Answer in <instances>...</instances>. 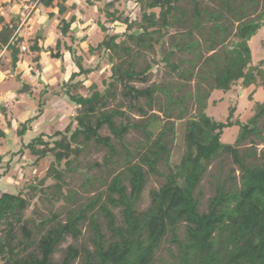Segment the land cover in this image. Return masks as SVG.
I'll return each mask as SVG.
<instances>
[{
	"label": "trees",
	"instance_id": "trees-1",
	"mask_svg": "<svg viewBox=\"0 0 264 264\" xmlns=\"http://www.w3.org/2000/svg\"><path fill=\"white\" fill-rule=\"evenodd\" d=\"M33 1L39 7L58 8V12H50L49 15L58 17L62 37L77 39L73 29L78 21L77 15L72 12L68 18L65 17L69 7L76 9V3L69 6L71 0H29ZM120 1L109 0L104 4L103 11L108 21L125 24L127 28L123 34L147 49L152 48L158 39L166 37L169 27L179 20L174 16L179 0H136L142 6L140 18L130 15L124 17L117 8ZM259 1L220 0L221 10L218 12H203L195 1L193 27L201 32L205 23H212L209 27L208 50L213 51L219 44L224 45L229 35L234 37L231 45L226 47L223 64L215 68L212 90L232 92L237 83L243 89L252 85L256 86L254 91L257 88L264 89V56H256L250 46L252 38L264 28V0L262 11L252 16L258 11ZM235 3L238 4L235 6ZM7 5L4 3L0 7V51L7 47L15 68L21 59L24 37L16 36L19 17L10 15L7 20L3 14ZM250 7L253 12H250ZM156 8L160 10L157 12ZM99 25L103 30L107 29L101 20ZM219 32L220 35H216ZM123 34H118V37ZM188 35L193 37L192 29ZM40 37L43 36L38 32L35 38L28 40L31 42L30 52L34 62L40 61L43 50H52L51 47L40 45ZM85 38H81V41ZM62 39L59 38L56 44L59 49L62 48ZM111 45L113 54L108 53L112 65L111 80H104L107 88L103 92L95 82L87 84L90 80L83 77L89 76L94 69L85 67L78 49L65 41V47L79 68L64 84L65 94L79 105L78 114L73 115L70 122L76 126L72 128L70 124L53 134L38 133L14 153L23 156L29 150L38 159L54 153L55 163L49 168L48 175L60 183L64 171L58 166L66 161L69 168L93 142L97 148L107 149L104 164L109 170L103 182L105 189L70 209L66 220L56 221L55 217L43 220L40 230H45L36 240L24 217L30 200L21 191L0 192V264H154L157 250L167 239L177 246L179 256L172 263L164 264H264V148L260 152L253 149L248 154H242L239 148L241 143L250 139L253 142L254 138L264 144V100L254 102V113L245 121L239 117L234 120L237 106L230 105L229 116L223 121L210 115L207 98L199 97L198 116L186 122L185 152L180 162L173 165L170 143L175 134V123L169 111H165L167 120L157 132L150 126L162 119L158 114L153 113L149 119L132 121L128 113L136 110L146 115L149 109L153 110L156 93L161 88L157 85L139 88L132 84L134 80H147L150 65L138 69L134 59L120 57V42L114 39ZM200 45V39L194 37L191 44L184 48H193L198 52ZM98 47L111 50L104 41ZM123 48L129 57L133 54L131 46ZM89 50L93 53L95 48L90 47ZM215 56L207 60L212 61ZM116 57L121 59L118 63L114 62ZM216 57L217 60L221 59L219 54ZM193 73L191 71L185 76L189 79ZM117 84L123 87L121 94L128 100V110L123 109L122 102L109 106L116 95L113 88ZM82 86L88 87L90 95L80 92ZM254 91L249 95L251 100ZM168 95L173 103L183 102L172 98L170 93ZM219 100H214L213 104L217 105ZM142 101H145L144 104ZM178 118L183 116L180 114ZM30 121L22 123L21 128L17 129L19 136L23 137L27 132ZM105 126L114 137L101 133ZM233 126H239L236 141L225 142L223 138L226 130ZM134 128L143 130L146 136L144 147L137 148L136 154L123 144L126 135ZM46 135L49 139H45ZM5 136V130L0 128V138ZM118 143L125 148L122 166ZM224 154H230L239 165L240 182L234 176L231 183H219L215 194L208 200L207 210L201 211V181L212 162ZM3 157L0 155V161ZM162 163L169 166L168 173L161 171ZM6 173L7 170L3 174ZM150 174L165 176L166 179L159 188L151 190L149 207L140 210L138 202ZM114 208H121L122 222L118 221ZM17 225H22L24 239L17 240ZM85 225L91 231L90 240L94 247L90 248L84 243L80 246L69 244L62 260L56 262L54 255L60 245L69 236L79 239ZM182 225L185 229L183 235ZM105 226L109 235L105 232Z\"/></svg>",
	"mask_w": 264,
	"mask_h": 264
},
{
	"label": "rangeland",
	"instance_id": "rangeland-1",
	"mask_svg": "<svg viewBox=\"0 0 264 264\" xmlns=\"http://www.w3.org/2000/svg\"><path fill=\"white\" fill-rule=\"evenodd\" d=\"M81 1L85 6L87 5L89 7V0ZM106 1L107 0H99V2H96V10L92 8L91 12V14H95L93 16L98 15L101 17V20L107 27L106 30H101L103 32H99L100 25H98V32H95L94 36L91 37L92 39H90L96 49L95 52L90 53L89 49H83L80 44H75L74 42L75 47L79 49L83 57L82 64L85 67L94 69L89 76H84L83 78L90 80L87 81V84H90L91 81L95 82L99 89L103 92L107 88V84L104 80H111L110 75L112 73V65L109 61L108 53L113 54L112 49L106 50L105 48L98 47L99 43L103 41L106 36V34L104 35L105 32L109 34V38L114 35L115 37H113L112 40L116 39L117 42H120V57H123L125 60L134 59L137 63L138 69H142L145 66L150 65V70L147 73V80H134L132 81V84L139 88H146L152 85H157L161 88L156 93L157 99L153 110L149 109L146 115H142L136 110H132L130 112L128 111V113L132 121L140 120L142 118L149 119L153 113L158 114L162 119L154 126H150L154 132H157L167 120L166 117H164L165 111H169V113L173 116L172 120H174L175 123V134L173 135V140L170 143L172 150L171 163L173 165L180 162L182 155L185 152L186 122L188 119L198 116L200 111L199 97L207 98L208 113L215 116L218 120L223 121H226L229 116L230 105L237 106V110L234 114V120L236 117H239L240 120L245 121L254 113V102L257 100H264V89L257 88L256 91H254V88L256 87L255 85L243 89L241 86H238L237 83V87L234 88V91H232L233 93L231 91H223L220 89L212 90L215 68L218 64H223V55L226 47L231 45L234 37H232L233 35H229L224 45L219 44L216 50H208L207 46L209 44L210 37L209 27L212 23L211 21L205 23L204 29L199 32V29H195L193 27V16L195 11V1H197L200 10L203 12H218L221 10L220 0H179L177 2L178 8L174 12V16H176L179 20L175 21L174 25L169 27L168 35L163 39H158V41L155 42L154 46L150 49L139 46L135 40L131 39L128 35L123 34L127 28L125 24H112L108 21L105 11H103ZM237 4L238 3H235L234 5L236 6ZM257 5L258 11L255 14H252V16H256L257 13L263 9L262 0H260ZM117 8L124 14V17L130 15L132 17L140 18L142 16V6L137 3L136 0H121L117 4ZM159 10L160 8H156L157 12ZM249 10L250 12H253L251 7ZM205 16L207 17V15ZM93 18L96 20L95 17ZM205 18L204 22H206ZM171 20L173 21V18ZM47 21L45 35L44 37L39 38V43H42V46L46 43L50 46V43H53L54 40L62 38L58 28V20L55 17L48 15ZM30 22L32 23V20ZM34 24L35 27L32 30V37L24 40L26 41V45L29 49L31 42L28 40L35 38L37 33L40 31L39 23L34 22ZM235 24L237 25V23ZM190 29L193 30V37L188 35V31ZM232 32L234 33V31ZM120 33L123 35H119L120 37H118V34ZM216 35H220V32ZM194 37L199 38L201 41V45L198 47V52H196L193 48H184V46L191 44ZM68 40L70 43L72 42L70 38H68ZM124 40L125 42L123 43ZM24 41L21 43V46L25 44ZM125 46H131L134 49L133 54H131L130 57L123 48ZM250 46L256 56H264V28L252 38ZM51 48V51H53L52 53H56L60 50L57 48L56 44ZM61 49L63 50L61 53L62 56L60 54L61 57L59 58H54L51 51L43 50V52L46 53L41 54L40 61L43 62L44 65L47 64V61L55 62L60 69V73H62L64 60H66L65 64L68 61L66 48L62 46ZM214 54L216 56L219 54L221 59L217 60V57ZM68 56L69 62L73 64L75 60L69 51ZM210 56H215L212 61L207 60ZM32 59L33 56L31 55V61ZM120 60V58L116 57L114 62L118 63ZM194 63L196 64L195 67L193 66ZM75 66L77 65L75 64ZM76 68L78 69V67H75V69ZM191 71L194 73L188 79L185 74H189ZM47 74L48 71L45 73L42 72L41 78L39 77V74L34 75L35 77L40 78L41 81H45V79H47ZM23 78L24 79L22 80L13 78L7 80L6 82L12 88L18 87V89L21 82H31L33 88L27 92V100L31 104L36 105L38 113H40V108L45 105V110L37 116V127H39L37 133L51 131L52 134L56 130L66 129L70 124H72V128L76 126L73 122H70L72 116L78 114L79 105L74 104L72 99L65 94L66 92H64L63 88L60 89V87L56 85V87L51 90L52 92L54 91V93H47L48 90H46L44 86L39 88L38 85L36 86L38 81H33L31 77L29 78V76H25ZM122 88L121 84H117L113 88L116 95L109 102V106L113 107L122 102V106L124 107L123 109L128 110V100L123 98L121 94ZM56 91H58L61 96ZM74 91L76 92V90ZM165 91H169L168 93H170L172 98L181 99L183 102H171L168 93ZM253 91L254 96L253 100H251L249 95ZM80 92L84 95H90L87 86H82L80 88ZM207 95H209V97H207ZM214 100H219V103L214 105ZM144 102L145 101H142L143 104ZM56 104H61L63 106L67 104L71 109L67 110L66 108L63 113L62 110L57 109V107H55V109L53 108ZM16 106L15 111H17L20 115L23 112L21 107L25 105L18 104ZM42 109H44V107ZM180 114L183 118H178ZM26 122L27 121H25V123ZM238 131L239 126L228 128L226 130L227 133L223 138L224 141L234 143L236 141ZM101 133L104 136L111 135L114 137L113 133L107 126L101 130ZM34 135L35 133H33V136ZM45 139H49V137L46 135ZM145 139L146 136L143 130L134 128L126 135L123 144L126 148L136 154L138 152L137 148L144 147L143 143L145 142ZM114 140L116 141V139ZM253 140V142L251 139L246 140L239 145L242 154H248V152L253 151V149H257L258 152H260V150L264 148V144L257 138H254ZM118 147L122 153L120 157L122 166L123 161L121 158L123 157L125 148H123L120 143H118ZM106 154V148H97L92 142L80 153L78 158L71 163L69 168L66 165V161H63L62 165L58 166V168L64 171L62 180L58 183V180H56L53 176L48 175L49 168L55 163V154L51 152L48 156L38 159L34 158L31 152L27 150L24 154L25 159L23 158L22 160V162L26 164L23 166L25 168L21 169L20 165L16 163L14 165V169L9 172L11 173V176L15 178H7L6 182L8 185L6 186L8 187L5 188L6 186H3L2 184V187L0 186V192L6 190L14 192L21 191L24 193V196L30 200V205L25 210L24 217L26 218L29 229L33 231V236L36 240L45 230H40V224L43 220L53 217H55L56 221L66 220L67 213L70 209L76 208L80 202H86L89 197L93 196L99 190L105 189L103 182H105L104 179L107 177L109 170L104 164V157ZM117 169L119 170L120 168ZM160 169L165 173L169 172V166L165 163L161 164ZM2 174L3 173H1L0 176H2ZM234 176H237V181L240 182L239 165L234 162L230 154H224L212 162L199 187L201 211L207 210L208 200L215 194L218 184L223 181L231 183ZM88 178L90 179L86 181ZM165 179V176L156 174H150L148 176L147 184L138 202V209L142 210L149 207L151 203V190L159 188ZM17 182L21 183L16 184ZM114 211L117 214L118 221L122 222L123 216L121 208H114ZM55 220L53 222H55ZM102 220L104 221L103 218ZM184 230V225H182L181 235H183ZM15 231L18 234L17 240L25 238L22 225H17ZM83 232V235L79 239H75L72 236L67 237V240L60 245L59 250L54 255L56 262H60L62 260L64 251L69 244H77L80 246L84 243L90 248L94 247L92 241L90 240L91 231L88 229L87 225H85ZM105 232L107 235L110 234L106 226ZM178 256L179 251L177 246L167 239L157 250L154 264L172 263Z\"/></svg>",
	"mask_w": 264,
	"mask_h": 264
},
{
	"label": "crops",
	"instance_id": "crops-1",
	"mask_svg": "<svg viewBox=\"0 0 264 264\" xmlns=\"http://www.w3.org/2000/svg\"><path fill=\"white\" fill-rule=\"evenodd\" d=\"M95 1L96 0H94V2L93 0L90 1V3L88 4L89 7L87 5L85 6L81 0H71L68 2L69 6L73 3L77 4L76 9L72 10V8L69 7L67 12L65 13V17L67 18L70 16L72 12H75V14L77 15L78 21L73 25L74 33L77 39L73 40L72 37H62L64 38L62 39L63 40L62 46L64 48H66L65 41L69 45L74 44V42L75 44L78 43L83 47V49H86V48L89 49L90 47L95 48L93 46L94 44L91 43L90 39H92L91 37L94 36L95 32H98L99 29H97V27H99L98 26L99 20L102 19L97 14H96L97 16H93L95 15L93 13L91 14L92 8L95 9L96 7V2H99V0L96 2ZM4 3L8 4L4 8L5 10L3 11V14L6 15L7 20L10 19V15H14L16 18L19 17L20 23L16 30V36L17 37L23 36L25 38L24 40H27L28 38L32 37L31 36L33 33L32 30L35 27L34 22L39 23V29L41 28L42 25L44 26V31H43V37H44L49 13L58 12V8L53 9V8H45L43 6L39 7V5H37L38 4L37 2L35 1L29 2V0H0V7ZM28 12H30V16L27 18L25 15ZM53 17H55L58 20V17L56 15ZM93 17H95L96 20ZM31 20H32V24H30ZM112 24H122V23L116 22ZM1 28H2V25L0 23V29ZM99 28H100L99 32H103L101 31L102 30L101 26ZM105 34L107 36L108 33L105 32L104 35ZM84 37H86L85 40L81 41V38H84ZM68 38L72 40L71 43L69 42ZM57 41L58 40H54L53 43H50V46L48 45V43H46L43 46H45L46 48L53 47L55 46V44H57ZM24 43L26 44V41H24ZM40 45L42 46V43H40ZM29 50L30 49L26 51L22 50L21 59L15 68L12 66L11 55H10V52L7 50V47H5L3 50L0 51V128L5 130L6 132V136L0 138V155L4 156L3 159L0 161V174L4 173L6 170L8 171L6 175L2 174V176H0V186L2 184L3 186L8 185L6 182V179L7 178L9 179L10 177H12L11 173L9 172H11V170L14 169V165L16 163L20 165L21 169L25 168L23 166H25L26 164H24L22 160L23 158L25 159L24 154L26 152L23 154V156L16 155L14 153L21 148L22 144L28 143L32 138H34L38 134L37 132L39 130V127H37V124H38L37 116H39V114L41 113V112L40 113L37 112L36 105L31 104L27 100L28 96L26 94L33 88L31 82L23 81V82H28L31 85V89L25 93H21L20 90L22 89L23 82H21L19 89H18V87L12 88L11 86H9V84L6 81L13 79V78H18L22 80L24 79L23 77L29 76V78L31 77L33 81H38V83L36 84V86L38 85V88L44 86L45 89L48 90L47 93H54V91L52 92L51 90L55 88L56 85L59 86L60 89L61 88L64 89V84L70 79L71 74L79 70V68L75 69V67H78V66H75L76 64L75 62L73 64L69 62L67 48L66 50H67V61L68 62L65 64L66 60H64V64H63L64 67L62 68V73H60L59 71L60 69L57 66V64H55V62L47 61V64L44 65L43 62L41 61L39 62L31 61V55L33 56V54ZM62 51L63 50L61 49V53ZM42 52L41 54L46 53V52H43V53ZM52 52L53 51H51V53ZM78 53L81 54L80 51ZM59 57H54V58H59ZM46 71H48L47 79H45V81H41L40 78L42 76V72L45 73ZM34 74L35 75L39 74L40 78L35 77ZM18 104L25 105L21 107L23 112L20 115L17 111H15L16 109L15 107H17L16 105ZM43 107L44 109H42ZM43 107L40 108V111L42 110V112L43 110H45V105ZM55 107H57V109L59 110H62V112L66 108L67 110L71 109L70 106H68L67 104H65L64 106L61 104H56L53 106V108L55 109ZM29 119H31V121L28 124L29 129L23 135V137L19 136L17 129L21 128V124L25 123V121H28ZM33 133H35L34 136H33ZM45 133L51 134V131H46ZM9 160H11L10 164H8ZM20 183L21 182H17L16 184H20ZM7 187L8 186H6L5 188Z\"/></svg>",
	"mask_w": 264,
	"mask_h": 264
},
{
	"label": "water",
	"instance_id": "water-1",
	"mask_svg": "<svg viewBox=\"0 0 264 264\" xmlns=\"http://www.w3.org/2000/svg\"><path fill=\"white\" fill-rule=\"evenodd\" d=\"M43 31H44V26L42 25L41 28H40V32H39V35L40 36H43ZM115 37L114 35L113 36H110L109 38V35L107 34V36L104 38V43L111 49L112 48V45H111V40L112 38ZM61 54V49L58 50L56 53H53L52 55L54 57H59ZM31 89V85L28 83V82H23L22 83V89L20 90L21 93H25L27 91H29Z\"/></svg>",
	"mask_w": 264,
	"mask_h": 264
},
{
	"label": "built area",
	"instance_id": "built-area-1",
	"mask_svg": "<svg viewBox=\"0 0 264 264\" xmlns=\"http://www.w3.org/2000/svg\"><path fill=\"white\" fill-rule=\"evenodd\" d=\"M25 16L28 18V17L30 16V12H28ZM21 49H22L23 51H26V50L29 49V47H28L26 44H23V45L21 46Z\"/></svg>",
	"mask_w": 264,
	"mask_h": 264
}]
</instances>
